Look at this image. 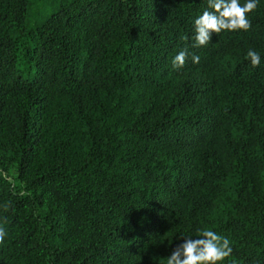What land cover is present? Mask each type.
I'll return each instance as SVG.
<instances>
[{
    "label": "trees",
    "instance_id": "16d2710c",
    "mask_svg": "<svg viewBox=\"0 0 264 264\" xmlns=\"http://www.w3.org/2000/svg\"><path fill=\"white\" fill-rule=\"evenodd\" d=\"M205 10L0 0V264H167L205 229L264 264V0L194 47Z\"/></svg>",
    "mask_w": 264,
    "mask_h": 264
},
{
    "label": "clouds",
    "instance_id": "9594fccd",
    "mask_svg": "<svg viewBox=\"0 0 264 264\" xmlns=\"http://www.w3.org/2000/svg\"><path fill=\"white\" fill-rule=\"evenodd\" d=\"M259 0H208V7L213 11L205 10L202 15L194 21L195 44L194 47L206 46L210 43L212 33L219 34L221 31L245 32L252 28L248 14L254 12L258 7ZM188 49L184 48L173 58L174 68H182L188 59ZM247 58L251 64L259 66L260 54L249 49ZM200 57L192 55V62L199 63ZM8 206H5L7 211ZM7 235L6 230L0 227V244L4 243ZM184 242L179 244L167 258V264H218L232 253V247L228 238L213 230H202L199 237L183 238Z\"/></svg>",
    "mask_w": 264,
    "mask_h": 264
},
{
    "label": "rangeland",
    "instance_id": "374dc122",
    "mask_svg": "<svg viewBox=\"0 0 264 264\" xmlns=\"http://www.w3.org/2000/svg\"><path fill=\"white\" fill-rule=\"evenodd\" d=\"M14 176H15V171L14 170H11L10 175H9V178L10 179H13Z\"/></svg>",
    "mask_w": 264,
    "mask_h": 264
}]
</instances>
